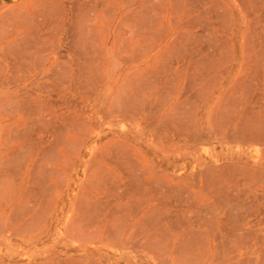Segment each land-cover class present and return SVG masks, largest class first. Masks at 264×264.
Masks as SVG:
<instances>
[{"label": "rangeland", "instance_id": "rangeland-1", "mask_svg": "<svg viewBox=\"0 0 264 264\" xmlns=\"http://www.w3.org/2000/svg\"><path fill=\"white\" fill-rule=\"evenodd\" d=\"M0 264H264V0H0Z\"/></svg>", "mask_w": 264, "mask_h": 264}]
</instances>
